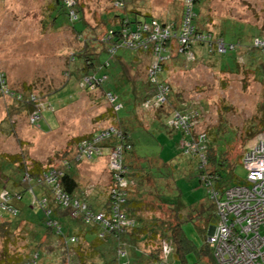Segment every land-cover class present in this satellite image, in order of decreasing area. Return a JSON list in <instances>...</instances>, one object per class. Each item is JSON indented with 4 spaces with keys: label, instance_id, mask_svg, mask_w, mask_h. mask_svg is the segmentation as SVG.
I'll return each instance as SVG.
<instances>
[{
    "label": "rangeland",
    "instance_id": "374dc122",
    "mask_svg": "<svg viewBox=\"0 0 264 264\" xmlns=\"http://www.w3.org/2000/svg\"><path fill=\"white\" fill-rule=\"evenodd\" d=\"M56 1L0 0V76L8 79L7 86L10 92L27 98L32 97V103L38 105L43 115L40 128L31 125V111L20 104L12 93L7 95L0 92V162L5 157L15 162L21 160V166L27 165L30 168L34 162L41 163L44 169L58 167L64 157L72 154L76 140L109 127L116 118L115 111L103 90L89 92L81 88L78 80L71 78L70 71L80 66L79 58L74 62L73 57L86 53L84 41L88 39V35L96 32L100 34L98 39H104L105 23L107 28L112 29V20L115 16L122 14L134 19L138 15L130 11L125 13L124 10H116L112 0H78L81 21L74 26L79 29H75L66 15L62 0L59 4ZM183 1L130 0L131 5L128 4V9H139L159 23L163 22L164 36L170 39L174 33L170 26L172 22H177L179 28L181 26L179 33L183 34L186 29L183 28L185 18L181 21L182 7L186 5ZM197 3L198 6L194 8L197 16L191 13L190 17H186V23L189 20L192 25L197 26L196 30L192 25H190L192 28H189L194 30L193 52L189 57L186 55L185 58L174 59L166 72L161 74L162 80L172 88L168 104L165 101L164 111L168 113L171 111L170 101L174 105L183 106L185 110L196 109L202 113L200 118L195 119V132L196 134L207 132L211 148L221 147L222 151H227L231 168L226 167L221 174L227 181L235 184L246 178V171L241 162L246 148L253 149L259 144L258 140L247 142L246 139L247 128L251 123L257 122L263 114L264 50L255 51L240 45L237 54L240 55L239 68L229 73L222 71L221 63L209 55L202 45L197 44L196 39L204 36L199 28L210 32L213 37L226 35V44L233 41L228 35L235 36L244 31L251 36L248 39L244 38V41H247V46H252L248 41L252 40L253 35H258L254 29L262 31L264 37V0H203L202 3ZM54 5L56 8L53 10ZM188 6L193 7V4ZM143 19L144 17H140V20ZM80 30H86L87 34L79 33ZM182 43L185 44L184 39ZM178 46L176 44L171 46L176 57L181 49ZM92 52L94 49L90 54H93ZM106 59L104 55L102 60ZM118 60L125 61L133 69L128 68L126 71L130 83L126 82L123 86L128 94L120 100L126 103L127 107L118 114V118L122 120L134 111V92H137L138 101L147 92L146 72L150 64L140 53L129 50L118 52L116 58L112 59L115 66L119 65ZM136 108L139 109V120L144 119L148 123L145 130L137 125L134 131L135 154L141 166L151 171L154 176H160V182L163 184L167 182L172 184L171 188L164 189L163 194L176 197L181 212L186 217L184 219H188L190 215H197L195 210L204 203L206 208L202 215L204 219L192 218L183 226L186 236L201 248L204 240L200 228H204L205 221L214 214L208 210L211 204L208 190L200 182L199 161L182 154L179 146L181 136L176 132H167L165 119H155V115L159 114L145 113L139 107ZM170 115L173 117L172 112ZM182 145L186 146L184 143ZM200 148L204 150L203 145ZM100 160L103 169L106 157ZM94 162L83 164L82 183L107 185L110 182L107 175L99 173L97 175L101 176L97 178L88 174L89 169L86 171L90 168L89 164ZM158 162L168 163L160 173L157 172ZM108 164L110 169V160ZM6 167V174L12 177L13 181L22 180L18 170H13V167L17 169L18 166ZM5 187L11 195H24L22 200L24 212H21L18 218H12L10 215L4 217L5 220L18 225L17 229H13L14 241L9 242L10 251L21 252L23 246L29 242L23 237H28L31 241L34 239L35 247L36 243L41 242V250H44V257H47L44 258L45 264H68L61 253L60 243L44 233L38 240L34 238L37 230L31 222L42 218L43 213L38 203L48 198L46 190L32 185L34 191H31L30 186L26 184L15 187L13 183H8ZM85 228L92 231V227ZM77 231L78 229L75 232ZM87 237L89 241H93L97 234L91 232ZM3 246L4 241L0 234V252ZM195 258V254L191 253L189 261L194 262Z\"/></svg>",
    "mask_w": 264,
    "mask_h": 264
},
{
    "label": "trees",
    "instance_id": "16d2710c",
    "mask_svg": "<svg viewBox=\"0 0 264 264\" xmlns=\"http://www.w3.org/2000/svg\"><path fill=\"white\" fill-rule=\"evenodd\" d=\"M121 1L124 3L123 8H116V10H124L125 13L130 11L138 16H135L134 19L122 14L115 16L112 20V29L107 28V24L105 23L106 32L104 39H98L100 38V34L96 32L88 35V39L84 41L86 53L88 54L83 52L82 54H77V56L75 55L73 61L77 62V58H79L78 60L81 61V64L70 71L71 78H76L81 88L89 92L99 91V89L103 90L115 111L116 118L109 127L76 140L72 154L70 153L64 157L61 165L58 167L44 169L41 163L34 162L30 168L27 165L21 166V160L15 162L13 159L8 158V160H11L8 161L5 157L2 158L3 160L0 162V194L7 193L8 209L16 210V212L2 210L0 202V234L4 241L3 249L0 252V264H45V260L47 259V257H44V250H41V242L36 243L37 246L35 247L33 246L34 239L31 241L28 237H23L24 240H29V242L26 246H23L21 252L16 251V253H12L10 251L9 245L14 241L12 238L14 234L13 229H17L18 225L13 223V221L5 220L4 217L10 215L12 218H18L21 212H24L22 211L24 195H11L5 187L8 183H13L15 187L26 184L30 186L31 191H34L32 185L40 186L46 190L48 198L40 201H46V204L42 207L40 202L38 203L39 209L43 213L41 220L36 222H31L30 219L27 220L37 230V234L34 236L35 240H38L40 235L44 233L50 239L55 240L58 244L60 243L61 253H63L68 264H217L214 259L213 250L207 243V234L211 228H215L218 224L219 215L217 204L211 198L212 196L209 193L211 188L207 185V182L211 181L212 188L222 193L240 181L232 184L221 174L222 170L226 167L231 168V160L227 151H222L221 147L217 149L211 148L209 143L210 137L207 132L196 134L194 127L196 126L195 119L202 116L199 110H185L183 106L174 105L169 101V106L171 107L169 110L171 111L168 113L164 111V105L158 106L157 102L159 101L158 97L161 96L166 99L168 104V99H170L172 93L171 86L162 80L161 74L166 72L168 65L174 59L185 58L186 55L189 57L191 52H193L195 39L191 36L188 42L182 43L180 40L181 33L178 32L181 26L179 28L177 22H172L170 26L173 28V35L175 34V37L165 42L162 39H158L161 41L153 40L152 36L156 26L163 31L165 24L163 22L159 23L151 15L141 12L139 9H128V4L131 5L130 0ZM202 1L193 0L191 12L195 17L197 15L194 8L198 6L197 2L202 3ZM56 2L59 4L60 0ZM61 2L68 19L74 27L75 24L81 21L78 0H62ZM72 2L74 5H71ZM112 2L114 5L115 0H112ZM183 2L186 5L182 7L181 21L184 20L185 14L188 12V9H186L187 1L184 0ZM55 8L56 6L54 5L53 10ZM140 17H144V19L140 20ZM52 20H55V18H52ZM193 26L196 30L197 26ZM146 28L147 31H145ZM199 30L204 34L206 40H198L199 37H197V44L202 45L209 55L221 63L220 68L224 72L231 73L234 69L239 68L238 56L240 55L237 54H239L238 48L240 45L244 48L254 49L255 51L264 50L255 46L257 39H264L262 31L259 32L254 29L253 31L258 33V35H253L252 40L248 41L252 43V46H247V41H244V38L248 39L251 37H249L250 34L247 32L242 31L235 36L228 35L233 41L226 44V35L220 34L217 38L204 29L199 28ZM79 33L87 34L86 30H80ZM237 36H241L240 39L236 38ZM129 37H132V48H128L125 45ZM218 39L224 41L226 46L225 52H220L215 46L211 47V44ZM174 40L178 42L176 43ZM175 44L177 46L180 44L178 47H181L177 57L173 54L175 50L171 47L175 46ZM230 47H233V49H230ZM92 49H94V52L90 54ZM120 50L140 53L143 59L148 60L150 64L146 72L148 75V90L138 101L137 92H134L138 88H133L135 95L134 111L127 117L122 118V120L118 118V114L127 107L126 103L124 104L120 100H123L125 95L128 94V91L124 90L123 86L126 82L130 83L126 76V71L128 68L130 70L131 67L123 60H118L120 61L119 65L115 66L113 64L112 59L116 58ZM104 55L107 57L106 60H102ZM138 63L141 64V62ZM18 102L25 105L31 111V114L39 109L38 105L34 102L32 103L31 97H22V100ZM136 107H139L145 113L159 114V116L155 115V119H165V129H167V132H176L181 136L179 146L182 154L184 156H191L199 161L200 182L208 190V197L211 203L208 206V210L214 214L210 219L205 221L204 228H200L201 236L204 240L201 248H198L186 236L183 226L189 220H192V218L204 219L202 218L206 210L204 203L199 206V209L195 210L197 215H190L188 219H184L186 217L182 214V209L176 197H172L171 194L168 196L163 194L164 189L167 187L171 188L172 184H168V182L167 184H163L160 182V176H154L151 171L141 166L135 154L136 140L134 131L137 125L140 129L145 130L148 127V123L144 119L139 120V109ZM171 112L173 113V117L170 115ZM176 115L186 116L189 124L188 129L187 126L185 128H178L171 124L172 121H175ZM190 125L193 126L190 127ZM37 126L40 128V123ZM108 128H113L114 131L109 132ZM247 133V142H253L264 137V107L262 116L257 122L250 124L247 128ZM101 135H104V138L102 142L96 144L95 148H93L92 158L88 160L84 155L82 156L83 144L86 147L94 145V140ZM201 138L203 141L199 145ZM183 143L195 144L198 146L199 151L197 153L195 151L188 152L182 145ZM201 145L204 146V150L200 148ZM248 150L247 147L241 157V162ZM113 154H118V157L122 159L123 167L121 173L110 171L109 169L108 161ZM102 157H106L107 160L110 182L107 185L82 183L83 176L81 169L83 168V164L89 161L94 162V160L96 162V160ZM12 165L18 166L17 169L13 167V170H18L19 174L22 175V180L19 179L18 182L13 181L12 177L6 174V166ZM157 165L159 166L157 172L160 173L168 166V163L158 162ZM52 171H57L58 173L54 189L50 185H47L46 182L38 184L45 174ZM117 174H119V178L116 177ZM27 175L31 177V183L25 181ZM57 186H59L61 193L65 195L67 205H65L64 201L60 202L57 199L59 193L56 189ZM122 199L125 201L121 203ZM77 204L80 209L76 207ZM75 222H77L76 226ZM77 226L80 227L78 228ZM85 226L92 227V231L86 229ZM76 229H78L77 232H75ZM91 232H96L97 234V238L93 241H89L87 237ZM191 253H194L196 257L194 262L189 261Z\"/></svg>",
    "mask_w": 264,
    "mask_h": 264
},
{
    "label": "built area",
    "instance_id": "2783aa9c",
    "mask_svg": "<svg viewBox=\"0 0 264 264\" xmlns=\"http://www.w3.org/2000/svg\"><path fill=\"white\" fill-rule=\"evenodd\" d=\"M188 4H193V0H186ZM71 5H74L73 2ZM114 5L117 9H121L124 3L121 0H115ZM192 7V6H191ZM191 7H186L188 12L185 14V20L183 28L184 33L181 34L184 42H188V39L193 35L192 25L189 20L186 23V17L191 15ZM73 14V13H72ZM193 26V25H192ZM147 31V28L145 29ZM172 35L169 37L171 38ZM174 36H176L174 34ZM128 38V37H127ZM153 40L162 39L165 41L169 40L168 37L165 38L164 30L161 31L158 26L154 29L152 36ZM180 39L181 42L183 40ZM206 40L205 36L199 37L198 40ZM161 41V40H158ZM157 41V42H158ZM128 48H132V37H129L125 44ZM216 47L220 52L226 51V46L224 41L217 40L211 44V47ZM255 46L257 48H264V39H257L255 41ZM233 49V47H230ZM7 79L5 76H0V92L3 94L16 96L18 101L22 100V95L10 92L7 86ZM35 98V97H34ZM159 105H164L166 99L159 96ZM163 99V100H162ZM33 98L31 97V101ZM35 100V99H34ZM118 109V108H117ZM30 123L33 126H37L41 119L42 113L40 109L35 110L30 116ZM172 125L180 128H189L188 119L186 116H175V121H172ZM192 127V125H190ZM109 132L114 131L112 128H108ZM186 129V130H187ZM107 136V134H105ZM104 135L97 137L94 140V145L83 144L82 156L90 160L93 156V148L96 144L102 142ZM202 138L200 139L199 145L202 143ZM258 146L251 148L246 152L242 166L246 171V178L240 180L238 184L232 185V187L224 190V192L216 191L212 188V182H207V185L211 188L209 191L212 196V200L217 204V210L219 215V222L213 230L212 234L208 235V245L213 250V255L215 262L217 264H264V137L258 139ZM185 148L190 151H195L197 153L198 146L191 143H185ZM118 154H113L110 157V171H117L121 173L122 171V159L118 157ZM80 160V158H78ZM58 177L57 171L48 172L44 177L39 180L38 184L46 182L53 189L56 185V180ZM119 178V174L116 176ZM27 183H31L32 179L29 175L25 177ZM126 186V184H125ZM123 185V187H125ZM58 193L57 199L62 202L64 201L67 205V199L64 194L59 190V186L56 187ZM7 193L1 195V208L2 210H7L11 212H16V210H9L7 205ZM122 199L120 202H124ZM46 201L40 202V205L44 207ZM80 209L79 205H76ZM100 219H102L100 217ZM120 219V218H119ZM121 220V219H120Z\"/></svg>",
    "mask_w": 264,
    "mask_h": 264
},
{
    "label": "crops",
    "instance_id": "0c3cea01",
    "mask_svg": "<svg viewBox=\"0 0 264 264\" xmlns=\"http://www.w3.org/2000/svg\"><path fill=\"white\" fill-rule=\"evenodd\" d=\"M89 165H90V168H87L86 171L88 172V169H89L88 174H90V176L91 175H95L97 178H100L101 175H97V174L100 173L102 175H104V174L107 175L108 178H109V172H108V169L106 168V166H107V160H106V163L104 164L103 169H102V165H101V160L100 159L96 160V162H94L92 164H89ZM100 170H103V171L100 172ZM81 172H82V169H81Z\"/></svg>",
    "mask_w": 264,
    "mask_h": 264
},
{
    "label": "water",
    "instance_id": "95a60500",
    "mask_svg": "<svg viewBox=\"0 0 264 264\" xmlns=\"http://www.w3.org/2000/svg\"><path fill=\"white\" fill-rule=\"evenodd\" d=\"M212 231H213V228H211V229L209 230V234L212 233Z\"/></svg>",
    "mask_w": 264,
    "mask_h": 264
},
{
    "label": "bare ground",
    "instance_id": "6f19581e",
    "mask_svg": "<svg viewBox=\"0 0 264 264\" xmlns=\"http://www.w3.org/2000/svg\"><path fill=\"white\" fill-rule=\"evenodd\" d=\"M215 229V228H214ZM211 234V233H210ZM210 236V235H209Z\"/></svg>",
    "mask_w": 264,
    "mask_h": 264
}]
</instances>
